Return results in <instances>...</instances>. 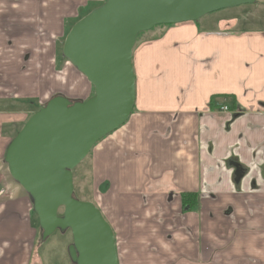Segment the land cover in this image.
Listing matches in <instances>:
<instances>
[{
    "label": "crops",
    "instance_id": "crops-1",
    "mask_svg": "<svg viewBox=\"0 0 264 264\" xmlns=\"http://www.w3.org/2000/svg\"><path fill=\"white\" fill-rule=\"evenodd\" d=\"M104 1L0 0V45H41L44 28L54 45L66 23ZM254 4L264 8V0ZM214 15L213 28L199 19L156 29L135 45L132 113L87 155L91 201L113 231L118 264H264V28L238 30L234 13ZM82 78L75 100L63 97L90 98ZM214 96L228 98L210 109ZM233 100L237 109H227ZM228 161L245 173L237 179ZM14 184L0 176L1 195L12 188L17 195L2 233L13 239L8 251L17 263L28 219L38 220ZM184 193L196 195L192 210L181 207Z\"/></svg>",
    "mask_w": 264,
    "mask_h": 264
},
{
    "label": "water",
    "instance_id": "water-1",
    "mask_svg": "<svg viewBox=\"0 0 264 264\" xmlns=\"http://www.w3.org/2000/svg\"><path fill=\"white\" fill-rule=\"evenodd\" d=\"M255 2L105 0L71 26L62 57L89 82L93 95L85 101L60 95L49 99L24 123L3 158L9 176L31 201L41 241L69 230L71 263L118 264L111 227L92 203L73 196L72 170L132 113L138 34Z\"/></svg>",
    "mask_w": 264,
    "mask_h": 264
},
{
    "label": "rangeland",
    "instance_id": "rangeland-1",
    "mask_svg": "<svg viewBox=\"0 0 264 264\" xmlns=\"http://www.w3.org/2000/svg\"><path fill=\"white\" fill-rule=\"evenodd\" d=\"M91 8L93 7L80 11L76 22L89 13ZM228 13H234L237 17L238 30L264 28V8L261 9L257 4L243 5L214 12L204 16L198 22L203 23L205 28H213L217 20V16L214 14H218L221 17ZM76 22L66 23V29L61 39L54 45L51 44L47 38L51 37V39H55V35L48 32L45 28L43 30L44 37L41 45L33 43L28 45H12V47L10 45H0V109L6 112V116L0 118L1 142L4 140V143L9 144L29 117H31L39 107H43L52 97L60 95L75 100V96L73 95L75 91L80 89L79 77L83 76L75 72V69L62 57L61 51L63 41L69 28ZM39 32L40 31L37 32L38 36L41 35ZM157 33L158 30H155L153 33L144 34L138 39V42L144 39H150ZM54 61L57 63L56 68L54 67ZM36 91H45L44 96L46 98L41 99L40 96H37L38 92ZM71 93L73 94L71 95ZM92 95L93 90L90 91V96ZM3 158L4 157L0 158V166L2 168V171L0 170V176L8 180L10 179V181L15 183L9 176ZM89 165V157H86L72 170L73 196L75 199L83 202H90L94 194V190L90 184ZM14 187L21 189L17 184ZM2 192V185H0V236L2 237L0 238V257L3 258L1 263L73 264L67 253V249L72 243L70 231H56L45 241H41V232L35 217L28 219L30 230L28 232V243L22 245L25 251L23 259L17 263L15 262V254H11L12 251H8V249H13L11 245V242L14 243L13 239L9 238L10 236L6 235V233L5 235L2 233L7 232L8 228H10L8 224L9 221L7 220H12V215L15 213L12 211V208L9 207L8 203L10 199L13 201V197L16 198L17 195L14 194L13 188L11 191H8V193L6 192L1 195ZM94 206L96 207L95 204ZM30 207H32L31 201ZM61 214L62 211L59 212V215ZM10 222L13 227L19 224L16 218L14 221ZM4 241L7 242L6 245ZM8 242H10L9 248H7Z\"/></svg>",
    "mask_w": 264,
    "mask_h": 264
},
{
    "label": "trees",
    "instance_id": "trees-1",
    "mask_svg": "<svg viewBox=\"0 0 264 264\" xmlns=\"http://www.w3.org/2000/svg\"><path fill=\"white\" fill-rule=\"evenodd\" d=\"M103 4V3H102ZM101 4V5H102ZM88 14V13H87ZM172 26V25H171ZM164 27H170V26H158V27H154L152 30H150L149 32H146V33H140L138 34L137 36V39H136V44L138 43V39L143 36L144 34H148V33H152L154 32L156 29H161V28H164ZM71 28V27H70ZM69 28V30H70ZM135 44V45H136ZM93 90V88H92ZM218 97H221V98H228L227 96H214V97H211L210 99V102H209V108L210 109H214L213 107V100L215 98H218ZM42 107H39L36 111H38L39 109H41ZM227 109H230V110H235L237 109L236 107V104H234V100L231 101V104L227 107ZM35 111V112H36ZM15 137V136H14ZM227 166L233 168L234 167V170L236 172V175H237V179L240 178L244 173H245V170L243 169V167H241L238 163H236L235 161H228ZM180 201H181V207L184 209V208H188L189 210H192L196 205H197V198H196V195L195 194H188V193H184L181 195V198H180Z\"/></svg>",
    "mask_w": 264,
    "mask_h": 264
},
{
    "label": "built area",
    "instance_id": "built-area-1",
    "mask_svg": "<svg viewBox=\"0 0 264 264\" xmlns=\"http://www.w3.org/2000/svg\"><path fill=\"white\" fill-rule=\"evenodd\" d=\"M223 110L225 111V110H226V108L224 107V108H223Z\"/></svg>",
    "mask_w": 264,
    "mask_h": 264
},
{
    "label": "bare ground",
    "instance_id": "bare-ground-1",
    "mask_svg": "<svg viewBox=\"0 0 264 264\" xmlns=\"http://www.w3.org/2000/svg\"><path fill=\"white\" fill-rule=\"evenodd\" d=\"M90 153V152H89ZM118 262V261H117Z\"/></svg>",
    "mask_w": 264,
    "mask_h": 264
}]
</instances>
